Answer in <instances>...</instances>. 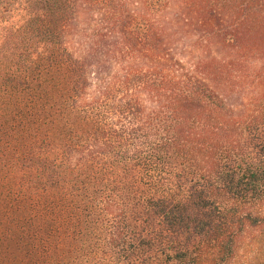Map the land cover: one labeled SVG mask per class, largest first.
<instances>
[{"label":"trees","instance_id":"1","mask_svg":"<svg viewBox=\"0 0 264 264\" xmlns=\"http://www.w3.org/2000/svg\"><path fill=\"white\" fill-rule=\"evenodd\" d=\"M250 228L264 0H0V264H233Z\"/></svg>","mask_w":264,"mask_h":264},{"label":"rangeland","instance_id":"2","mask_svg":"<svg viewBox=\"0 0 264 264\" xmlns=\"http://www.w3.org/2000/svg\"><path fill=\"white\" fill-rule=\"evenodd\" d=\"M172 4H177V2L173 1ZM212 53L213 55L220 54L218 49H213ZM189 54H191L189 50H187V52L183 51L181 53L182 60H185L187 63H191L193 58L188 57ZM191 55H194L195 57L201 56L199 53H194ZM242 84L243 83H241V85ZM242 99L243 97L237 98L231 96L227 100H229L232 108H240L239 105ZM248 230L249 231L243 235L240 241L239 247L237 249V255L233 261V264H264V232L255 228H250ZM203 264L208 263L204 261Z\"/></svg>","mask_w":264,"mask_h":264}]
</instances>
